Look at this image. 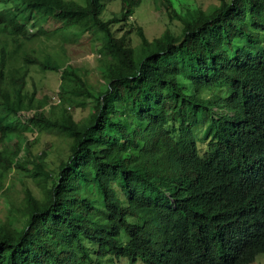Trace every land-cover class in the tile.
I'll use <instances>...</instances> for the list:
<instances>
[{
  "label": "trees",
  "instance_id": "obj_1",
  "mask_svg": "<svg viewBox=\"0 0 264 264\" xmlns=\"http://www.w3.org/2000/svg\"><path fill=\"white\" fill-rule=\"evenodd\" d=\"M141 1L105 18L107 0H0L2 138L31 112L26 127L70 142L55 175L43 158L29 169L44 197L26 188L20 215L0 221V264H253L264 253V0H218L153 39L137 27L135 44L126 27ZM84 39L101 55L97 91L84 68L63 66L64 45ZM33 67L60 73L57 103L28 89ZM89 106L79 121L68 110ZM150 126L163 131L155 141ZM17 167L19 153L0 150V194Z\"/></svg>",
  "mask_w": 264,
  "mask_h": 264
},
{
  "label": "rangeland",
  "instance_id": "obj_2",
  "mask_svg": "<svg viewBox=\"0 0 264 264\" xmlns=\"http://www.w3.org/2000/svg\"><path fill=\"white\" fill-rule=\"evenodd\" d=\"M84 3V0H76ZM218 0H172L169 4L164 0H142L141 4L135 9L132 16L129 17L127 23L132 26V37L135 44H139L140 39L137 35V27H142L149 39L160 36L166 29H170L176 33L181 32L182 23L178 19V15L192 18L198 9L208 10L214 5H218ZM122 8V0H107L104 12L105 18H112L115 15L120 16ZM46 27H54L57 23H51L53 20L46 19ZM119 25H117L118 28ZM125 28V29H126ZM64 52L63 66L72 63L85 69L87 72V83L89 87L97 90L104 87V79L102 73L104 68L100 61L101 55L97 51H93L89 41L84 39L76 43L65 44L62 48ZM33 78L29 80L28 89L33 91L38 89V99H48L50 104L58 101L57 93L61 83L60 73L57 72H40L33 67ZM68 110L73 114L74 118L79 121L84 119L90 111L88 108L69 107ZM31 112H24L18 117H12L16 125L17 132L8 138H2L0 131V150L6 153H19L20 167L14 169L9 174L4 190L0 194V221H6L15 211L20 215L24 207L25 189L29 188L38 198L44 197L43 184L30 175L29 169L34 165L37 159H44L46 169L53 172L54 175L59 171V165L67 156L70 146L69 139L63 135H57L48 132H39L26 127V122ZM197 136L204 137L205 127L200 126L196 129ZM163 134V131L157 127L150 126L144 133V140L155 141ZM100 264H104L102 259ZM115 264H130L128 258L124 257L115 259ZM136 264H147L138 260ZM253 264H264V253L257 256Z\"/></svg>",
  "mask_w": 264,
  "mask_h": 264
}]
</instances>
